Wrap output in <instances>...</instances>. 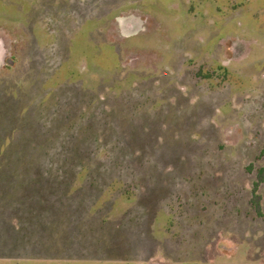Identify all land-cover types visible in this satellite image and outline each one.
Here are the masks:
<instances>
[{
	"label": "rangeland",
	"instance_id": "rangeland-1",
	"mask_svg": "<svg viewBox=\"0 0 264 264\" xmlns=\"http://www.w3.org/2000/svg\"><path fill=\"white\" fill-rule=\"evenodd\" d=\"M11 138L96 208L4 264H264V0H0Z\"/></svg>",
	"mask_w": 264,
	"mask_h": 264
},
{
	"label": "crops",
	"instance_id": "crops-1",
	"mask_svg": "<svg viewBox=\"0 0 264 264\" xmlns=\"http://www.w3.org/2000/svg\"><path fill=\"white\" fill-rule=\"evenodd\" d=\"M87 198L78 207L83 219L96 208L95 205H90L94 210L86 207L90 197L87 195ZM79 210L68 201L39 197L38 166L0 170V264L12 260L19 252H23L27 262H37L39 230L42 235L47 231L46 225L39 227V217L43 216L41 221L50 222L56 213L64 211L71 219Z\"/></svg>",
	"mask_w": 264,
	"mask_h": 264
},
{
	"label": "trees",
	"instance_id": "trees-1",
	"mask_svg": "<svg viewBox=\"0 0 264 264\" xmlns=\"http://www.w3.org/2000/svg\"><path fill=\"white\" fill-rule=\"evenodd\" d=\"M12 133H15L13 130ZM7 141L10 142V139H3L0 141V170L5 171L6 169H18L20 167H35L38 166L42 169V166H39L40 161H38L39 156L38 154H30L35 152L30 151H24L23 155H19L21 158H18L16 160H12L11 156H8L10 152L9 146L14 144V138H11L10 144H7ZM29 150V149H28ZM28 154H27V153ZM1 158H4V161L1 162ZM18 159H23V163L19 165L18 162H20ZM42 159V158H40ZM41 177H45L44 174H41ZM264 183V169H260L257 173V181L255 183L254 193L256 192V189ZM121 185V184H120ZM112 186H116V184H113ZM129 193L125 194V197H132V195H128ZM124 198V197H123ZM252 205L255 207L258 215H261L260 210V202L258 196H255L252 200Z\"/></svg>",
	"mask_w": 264,
	"mask_h": 264
}]
</instances>
